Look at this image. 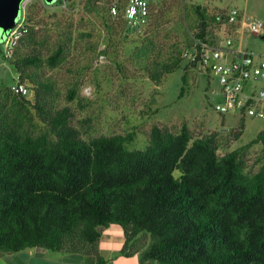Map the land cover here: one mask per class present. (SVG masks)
<instances>
[{"label": "trees", "instance_id": "1", "mask_svg": "<svg viewBox=\"0 0 264 264\" xmlns=\"http://www.w3.org/2000/svg\"><path fill=\"white\" fill-rule=\"evenodd\" d=\"M163 1H149L142 26L125 19V0L115 5L116 16L112 6L99 9L90 0L85 5L109 33L120 26L146 32L132 59L143 62L156 83L185 60L176 45L166 60L153 59L161 55L155 35L169 13ZM26 11L24 33L10 57L3 55L34 98L9 87L0 91V256L37 247L105 264L97 249L101 231L116 225L124 232V254L130 242L139 244L140 264H264V165L248 173L244 161L250 146L264 143V129L220 157L217 133L193 139L187 125L177 133L153 126L144 150L126 148L132 133L85 141L70 125V110L56 109L53 81L38 73L43 64L50 69L62 64L70 35L44 59L35 47L30 8ZM189 11L192 43L215 44L214 29L226 22L227 13L199 5ZM181 79L186 83L185 74ZM77 87L68 91V100ZM30 109L47 132L32 136L24 130Z\"/></svg>", "mask_w": 264, "mask_h": 264}, {"label": "rangeland", "instance_id": "2", "mask_svg": "<svg viewBox=\"0 0 264 264\" xmlns=\"http://www.w3.org/2000/svg\"><path fill=\"white\" fill-rule=\"evenodd\" d=\"M119 1L124 0H90L99 9ZM163 2L169 13L155 35L161 55L155 54L153 59L160 56L158 60H166L174 45L180 51L191 46L193 30L189 26L193 19H190L189 9L194 5L203 6L204 0ZM86 3L87 0H56L53 4L26 0L23 10L24 15L30 8L36 25L35 47L44 59L66 35H70L69 53L62 64L55 69L43 64L38 73L42 80L53 81L57 92L54 105L57 110L64 107L70 110V125L79 132L81 139L89 141L99 136L132 133L134 137L126 143V148L144 150L153 126L177 133L187 125L193 139L217 133V155L220 157L247 145L264 129V119L243 117V130L239 132V115L218 114L214 106L222 100L219 83L199 65L190 67L188 61L183 60L178 70L164 75L158 83L152 81L142 69L144 63L132 59L133 52L147 36L146 32H133L127 30V26L124 29L120 26L109 33L101 18L85 9ZM262 23L264 25V21ZM214 30L219 36L225 34L222 24ZM240 42L244 50L264 58L262 36L243 33L235 37L234 45ZM183 74L186 83L181 79ZM18 81V74L4 62L3 53H0V91L12 89ZM23 85L27 89L25 97L33 100L32 87L26 82ZM74 85H78L76 94L68 100V91ZM182 87L184 91L180 95ZM30 111L32 118L24 123V130L32 136L47 132L36 111ZM244 161L246 172H257L264 165V143L250 146L244 152ZM178 174L174 172L175 177Z\"/></svg>", "mask_w": 264, "mask_h": 264}, {"label": "built area", "instance_id": "3", "mask_svg": "<svg viewBox=\"0 0 264 264\" xmlns=\"http://www.w3.org/2000/svg\"><path fill=\"white\" fill-rule=\"evenodd\" d=\"M25 1L22 3L23 10ZM149 1L125 0L124 17L130 25L142 26L147 22ZM22 14L23 11L17 25L8 32L4 41L3 55L6 58L10 57L24 33ZM111 14H117L115 5L111 7ZM222 26L225 34L219 36L215 44L194 40L191 46L183 50V58L208 70L217 79L222 97L221 102L214 106L218 114L235 113L240 118L264 119V58L234 45L237 34L264 36V25L233 8L227 12V20ZM12 90L27 94L26 87L19 83Z\"/></svg>", "mask_w": 264, "mask_h": 264}, {"label": "crops", "instance_id": "4", "mask_svg": "<svg viewBox=\"0 0 264 264\" xmlns=\"http://www.w3.org/2000/svg\"><path fill=\"white\" fill-rule=\"evenodd\" d=\"M203 7L225 12L235 8L245 17L264 21V0H243L242 2L241 0H204ZM241 35L237 34L235 37ZM236 47L242 48L241 42ZM124 244L123 229L116 225L109 226L101 231L97 247L98 254L105 260V264H140L139 244L136 241L130 242L125 250L126 254L122 252ZM0 264H86V262L80 254H59L36 247L2 255Z\"/></svg>", "mask_w": 264, "mask_h": 264}, {"label": "water", "instance_id": "5", "mask_svg": "<svg viewBox=\"0 0 264 264\" xmlns=\"http://www.w3.org/2000/svg\"><path fill=\"white\" fill-rule=\"evenodd\" d=\"M25 0H0V32L8 33L14 29L23 11ZM46 4H53L56 0H43Z\"/></svg>", "mask_w": 264, "mask_h": 264}, {"label": "flooded vegetation", "instance_id": "6", "mask_svg": "<svg viewBox=\"0 0 264 264\" xmlns=\"http://www.w3.org/2000/svg\"><path fill=\"white\" fill-rule=\"evenodd\" d=\"M7 36H8V33L1 34L0 32V53H3V44Z\"/></svg>", "mask_w": 264, "mask_h": 264}]
</instances>
